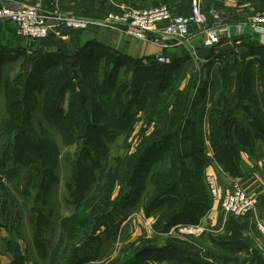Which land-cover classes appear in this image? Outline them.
<instances>
[{"label": "rangeland", "instance_id": "1", "mask_svg": "<svg viewBox=\"0 0 264 264\" xmlns=\"http://www.w3.org/2000/svg\"><path fill=\"white\" fill-rule=\"evenodd\" d=\"M164 3L167 2L160 1L158 4ZM0 20L6 22L7 28L10 29L11 26L7 22L9 20ZM217 21L218 20H216V22ZM215 49L216 48H214V50ZM214 50L212 51L214 52ZM95 52L98 53V51ZM212 54H214V61L212 60L211 70L212 72L216 71L217 75L220 76L223 88L227 90L231 84L230 81L225 78V74L226 72L229 73V71L233 72L236 68H234L233 61L228 62L226 58H223V55L220 54L219 51H215ZM11 55L15 56L14 59L13 57L11 58ZM49 56V58H55L56 63L50 66L51 69H49L50 74L48 77L43 80V82L39 83L41 89L38 87L36 90L31 89L28 91V94L30 95L29 103H25L24 107L23 105L17 104L15 105L14 110H7V105L9 103L4 99L5 96L3 93L0 97V104H2L0 105V130L1 134H3L2 137L7 138L1 153V156L3 155L4 157L3 161L7 162L10 166L18 163L15 159L17 157L16 153H18L19 149H23V147L27 150L26 157H34L35 160H38L37 170L34 172L32 171L34 165L26 166L22 164V174L25 182L24 189L30 186V194H28L30 201L35 200L40 196V199L44 198L49 201L51 208H54V206L58 207V204L61 203L63 214L69 213L72 209H78L77 205L75 208H69L70 206H67L65 201L67 199H73V195H69V182L74 189L76 179L78 181L77 173L80 172V188L79 190H75L76 194L74 196L76 200H83L86 198V202H81L82 204H80L79 209L76 212L79 214L80 220H90L92 219V216L93 220H96L102 210L110 212L113 208L114 213L112 218L114 220L117 219L116 222L110 226L115 233L110 232L112 234L105 238L102 235V231V233H100L101 235L94 243L93 252L98 258L97 261L105 259L103 261L105 264H109V262L113 264H121L124 261H129V259H131L140 249L144 248L147 250L156 246L171 245L176 246L185 253L182 254L173 249H169L170 251H164L162 256L165 258L168 257L172 263L175 260L182 262L181 258L185 255L198 256L203 260L216 263V261L211 258H218L220 257L219 254L224 255L225 253L215 250L211 244L212 242H219L222 240L221 236L211 234V241L205 243V241L199 236L205 232L206 228L204 232L198 235L182 234L178 232L175 229L178 223L168 230L165 229V219L167 214V206L165 205L149 214L146 212L148 202L159 196L158 192L155 191V187L158 186L156 183L158 182L156 181V175L158 174L161 178L170 181L173 180L168 177V174L171 172L173 174L176 173L178 177L176 183L174 182L173 184L176 191L170 193L172 195V198L170 197L168 202L170 205L172 203L174 207L177 205L176 202L180 201L181 203L183 200L187 199L192 200L195 203L201 199L211 203L205 186V174H203L202 171L203 164H200V167L198 164L200 160H204L203 155L197 148V145L200 144V140H202L203 146L205 143L204 124L207 121L206 118L209 119V123L214 120L215 117V111L207 110L208 106L205 100V92L203 91L192 96L189 95L187 98L184 96L185 94L182 95L183 87L180 83L181 79L171 78L166 75L163 76L162 65L157 66L149 63L139 65V62L130 65L127 64L122 72L119 73L117 81L123 82L124 91L128 88L131 90L130 93L125 92V103H127L129 97L136 95L139 96L140 101L133 103L126 113L127 116L133 117L129 120L126 128L120 132L116 138H110L109 136L102 135V133L92 131V129H94L92 127L89 128L91 123L94 125L95 121V123H98L102 122V119H107L106 116L94 118L93 98L95 97H93L89 85L91 80L84 82L85 76L82 71L83 69L89 73L90 76L88 78L91 77L92 79L93 74H95V77L97 76L101 78L103 75V69L98 70V68L105 66L106 63H102V61L99 63H95L94 61L87 64L84 63L82 66L80 65L81 73L77 75L71 74L68 71L64 59L57 58V55L53 53ZM220 58L226 60V63L217 61ZM14 60L15 62H13ZM4 61L8 63L6 64V67L2 66ZM28 61L29 58L25 57L22 52H10L5 48H0V75L5 71L3 74L4 77L0 78V84L2 86L4 84L14 90L16 87V83L14 82L15 78H18L24 68L25 70L30 69V77L36 76L38 72L33 71V69L37 68L38 70L39 66L37 67L35 64L32 65V63H28ZM50 64L52 63L45 64V68ZM28 66L31 67L29 68ZM135 66H139L141 70L138 71V69H135ZM252 66L253 65L250 63L240 71L243 72V74L239 80V84L241 90L243 89L244 91V99L247 101L246 104H249L254 109L252 112H254V115L257 117V119H255L256 124L261 127V129H264V113L259 111L260 107L256 101L257 85L260 91H264V61H260L259 64L255 65L257 67ZM255 68L261 75V78L258 80H256L254 76ZM217 69L219 70L217 71ZM66 71H68L69 76L64 81ZM7 72L8 74L6 75ZM29 81H31V85L35 84L34 80H30V78ZM94 81L95 79L93 77L91 82L93 83ZM62 85H64V89H66L62 94H59L60 86ZM237 85L238 84H235L234 81L235 88ZM159 86L162 90L159 91L158 95L157 88H159ZM141 90L143 91L141 92ZM57 93L59 94V99L57 98V95H55ZM12 98H15L14 92L12 93ZM47 98L50 100L61 99L60 102L64 108L62 111L64 112V116L62 117L64 118V122L59 125L60 128L51 125L45 119V114L41 107ZM145 101L147 104L142 107V102L145 104ZM33 105L37 106L32 108ZM233 105H235V103ZM182 108H186V111H184V114H178V111H181ZM168 111L172 113L171 118L169 119L170 124L174 122V119L178 120L181 117L180 119H182V122L179 127L166 124V115ZM174 111L175 113H173ZM208 111L210 112V116L207 114ZM99 113H102V110H99ZM232 113L233 118H238V116L245 117L244 113ZM135 120H138V122ZM245 120L246 119H244V121ZM193 121H195V123H193L194 127L191 133H189L187 125ZM183 124L185 125L183 126ZM16 128H20V130H17ZM255 129L257 128H255L254 123L251 122L244 127L243 131L239 130V134H236V131L238 130L233 129L231 136L234 140L237 141L238 139V141H240V139L253 137L255 135L253 134ZM18 132H21L20 137L23 140L27 139V137L30 139L31 142H28V144H30L31 147L28 145V148L25 145V141L21 140L18 148V142L14 136L18 134ZM87 135L93 140L91 142L83 143V136ZM154 142H157L158 144L154 145ZM85 146H87L88 150L92 153V157L100 160V164L95 165L90 158V154L88 155L87 152L82 153ZM103 146L106 148V153L99 154L98 151L103 149ZM11 152H14L12 153V159H10V157L9 159H6L5 156ZM144 152L153 153L150 154L148 162L145 164L146 166L140 169L139 167H136V163L139 162L140 157ZM159 152H161L159 157L163 153V158L161 157L158 160L157 154ZM80 154L83 156L84 162V166L81 165V167L77 165L80 160ZM117 164H119V166ZM117 167L119 169H117ZM148 168L150 169L147 171ZM47 170H50L48 176L45 174ZM115 170L119 172L118 176H113ZM136 172L139 174L138 187L134 191V194H132V197H130L127 203H125V200L122 201L120 197L124 190L128 189L125 180ZM144 176L146 178V183H144ZM55 177L58 181H54ZM11 178L8 179V176L5 173L0 174V185L8 194H10V182H13V178ZM45 178L49 185L47 193L44 192L46 191V189H44ZM40 180L42 183H40ZM165 197H168V195L165 194ZM118 200H121V202H118ZM31 204L33 203L31 202ZM195 206L196 204L190 205L189 221L195 222L199 218V209L197 206L195 208ZM135 212L138 214L137 216H142V214L153 215L151 222L144 223V229L145 232L147 228L150 230L152 229L153 234L155 235L154 237L153 235L149 236L150 238H147L148 236L137 238L139 235L133 237L135 230L128 224V222H130L129 220ZM55 215H57L56 212H54V214L52 213V217ZM246 217L247 216L237 219H244ZM51 219L52 218L50 217L44 221L40 219V221H43L45 225H49L48 223ZM142 220L145 221V219ZM200 220L195 223H202ZM203 226L205 227L204 224ZM105 230L104 234L106 236ZM116 234L119 235L117 237L118 240L115 242L114 237ZM261 236L264 238L263 234H261ZM118 241L121 242L119 247L120 253L119 255H116L117 253L115 254V250L118 246ZM252 241L255 243L258 242V244L264 243L261 239L257 238H253ZM65 243L66 242H64V245ZM238 249L242 253L246 251V248L243 246H239ZM260 252H251L250 255L252 256L246 261V263L249 261L250 264H264V255ZM151 253L152 252H148V254ZM206 255L212 257L209 258ZM241 256L239 261L244 259V257ZM257 258H260L259 261ZM43 259L44 257H42V260ZM47 260L49 262V259ZM43 261L45 262V260ZM142 261H144V259ZM220 262L223 264L235 263L230 258H226L224 261L221 260ZM132 264H135V262H132Z\"/></svg>", "mask_w": 264, "mask_h": 264}, {"label": "crops", "instance_id": "2", "mask_svg": "<svg viewBox=\"0 0 264 264\" xmlns=\"http://www.w3.org/2000/svg\"><path fill=\"white\" fill-rule=\"evenodd\" d=\"M160 1H165L170 5L173 15H187L190 13L192 0H0V4L10 8H18L22 5L40 2L44 12L49 15H52V12L56 9L61 13L78 19L102 21L110 11L119 10L122 6L149 7L157 5ZM200 3L202 9L208 13L210 23L220 20L221 24L226 27V31L221 36V43L215 50L204 45L203 35L194 26H192V33L189 37L179 39L162 35L158 32L163 27V23L158 26L156 32H150L149 39L142 40L120 30L103 27L96 23H92L86 28L59 26L52 16L49 17L51 26L49 36L35 41L18 35L14 25L9 21L6 20L11 26L10 29L7 28L6 22L0 20V48H5L10 52H22L25 57L29 58L28 63L39 66L38 70L37 68L33 69V71L37 70L36 72L41 70L42 64L52 63L49 65L52 66L56 63L55 58H49L52 53L57 55V58L64 59L68 71L77 75L81 73L80 65L83 57L93 51L102 53L104 60H106V57L110 60H112L111 58H123L130 63L166 65L170 66V69L166 72L168 77L181 79L182 95L185 94L184 96L188 98L189 95H196L204 91L208 106L207 110L215 111L214 120L217 119L218 123H220L223 116L228 117L224 123L225 130L217 128L214 130V134L215 136L217 135L221 143L224 142L225 150L229 151L228 156L234 166L232 165L233 170L230 171L217 158L211 142L212 129L210 122L208 123L209 119L206 118L207 121L204 124L205 143L202 152L204 160L200 163L203 164V174L211 173L216 176L220 197L227 194L230 191L231 183L237 180L254 198V208L249 216L244 219L233 218L235 222L243 225L242 238L246 251L242 253L237 250L235 253L231 249L220 246L216 241L212 242L211 245L215 250L228 256L234 253L239 257L242 255L241 257H244V259H241L238 264H245L251 258V252L261 251L264 255V243H261V245L252 241L253 238H257L264 242V238L256 227L257 222L264 223V129L255 131L253 132L255 134L253 137L240 139V141L238 139L237 141L234 140L231 132L233 129L246 127L253 120L254 112L252 111L254 109L249 104H246L247 101L244 99V91L243 89L241 90L239 80L243 74L240 71L244 67L250 63L253 65L252 67H257L255 65L259 64L260 61H264V40L256 38L250 27V19L253 15L264 9V0H200ZM155 38L161 39V41L168 43L169 46L165 47L161 43L155 42ZM212 50L214 52L219 51L228 62L233 61L234 68H236L233 72L229 71L230 74L228 72L225 74V78L231 84L227 90L223 88L220 76L217 75L216 71L212 72L211 70L212 60L214 61V54H212L214 52ZM159 56H165L166 62H159L157 59ZM12 57L14 59L15 56L11 55ZM217 61L226 63V60L221 58ZM6 64L8 63L4 61L2 66L6 67ZM31 66L28 67L30 68ZM4 73H1L0 78L4 77ZM22 74V82L27 84L30 78V69L25 70L24 68ZM254 76L256 80L261 78L256 68ZM234 81L235 84H238L236 88ZM1 89L2 85L0 84ZM1 95L2 92H0V97ZM20 100V104L24 107L25 94L23 92L20 93ZM256 101L260 107L259 111L264 112V91H260L258 85L256 88ZM234 103L235 105H233ZM179 111L178 114H184L186 108H182ZM232 112L244 113L245 117L238 116V118H233ZM207 114L210 116L209 111ZM171 115L172 113L168 111L166 124L179 127L182 122L181 117L178 120L174 119V122L170 124ZM244 119L247 121L245 120V122ZM135 121L138 122V120ZM193 123L195 121L187 125L189 133L194 127ZM2 135L0 130V174L5 173L8 179L12 177L13 182H10V194L6 193L0 185V264H49L47 259H49L51 252L60 241L63 221L74 215L79 207L78 209L75 208V202L67 199L65 201L66 205L70 206L69 208L71 209L73 207L75 209L63 214L61 203L58 204V207L54 206V208H51L48 200L45 202H40L37 199L30 201L28 187L24 189L23 165L16 163L10 166L3 161L4 157L3 155L1 156V153L7 138L2 137ZM12 153L14 152L6 155L5 158L9 159L10 157L12 159ZM40 183H42L41 180ZM54 212L57 215L52 217ZM40 214H44L47 219L50 217L53 219L42 230L46 255L40 254V246L35 241L34 227L39 222ZM137 215L136 212L132 214L130 222H128L135 230L133 237L138 235L137 238L146 236L150 238L149 236L152 235L154 237L152 229L147 228L146 232L144 229L145 224L151 222L153 215L142 214L143 217ZM142 219H145V221ZM231 220V217L224 214L219 203H209L208 211L200 220L205 225L206 230L199 237L207 243L211 241V234L216 236L230 234L231 231L228 227ZM104 230L102 235L105 238L115 233L111 228L106 229L105 236ZM118 235L116 234L114 237L115 242L118 240ZM117 245L115 254L119 255L121 242L118 241ZM93 247L94 243L92 244V252ZM85 253L87 251H82L80 255ZM42 257H44L43 260L45 262ZM208 257L211 258L212 256ZM211 259L215 260L217 264H223L220 262L222 259L219 257H212ZM97 260L98 258L79 264H102L105 259ZM146 264H172V262L156 259L148 261ZM246 264H250L249 261Z\"/></svg>", "mask_w": 264, "mask_h": 264}, {"label": "trees", "instance_id": "3", "mask_svg": "<svg viewBox=\"0 0 264 264\" xmlns=\"http://www.w3.org/2000/svg\"><path fill=\"white\" fill-rule=\"evenodd\" d=\"M96 54V55H95ZM94 57V58H92ZM112 60L108 59L106 57V60H104V56L101 53H96V52H91L87 55H85L81 61V66L84 63H90V62H95V63H99L102 61V63H106L105 66L103 67H99L98 70H102L103 69V75L101 78L99 77H95V74L92 75V79L91 77L88 78L90 75L89 73L86 72V70H83V74L85 76L84 78V82L88 81V80H93V77L95 79V81L92 83L90 81V88L92 91V95L93 97V109H94V113L93 116L94 118H97L99 116H106L107 120H103L102 122H98L95 123L94 125H92L93 123H91L89 128H94L92 129V131H96L99 133H102V135L105 136H109L110 138H116L120 132H122L125 128L126 125L128 124L129 120H131L133 117L132 116H127L126 113L128 112V110L131 108V105L135 102H139L140 98L138 95L136 96H131L129 97V100L127 101V103H125V92L130 93L131 90H129V88L127 90H123V82H118L117 81V77L119 75V73L122 72V70L125 68V66L128 64H133L130 63L128 60L123 59V58H111ZM138 63V62H135ZM45 64H42L41 66V70L38 71V74L34 77H30V80H34L35 84L31 85V81H28L27 84H23L22 82V78H23V74L21 72V74L18 76V78H15V83H16V87L15 89H11L8 86H5L3 84L2 89L0 90V92H2L5 96V100L7 101V103H9L7 105V110H14L15 109V105L20 104L21 100H20V93H24L25 94V103H29L30 102V95L28 94L29 90H33V89H38L39 87V83L43 82V80H45L48 75L50 74V70L51 67L50 66H44ZM140 65V63H139ZM155 65V64H153ZM137 67V68H136ZM44 68V70H42ZM135 69H138V71H140L141 69L139 68V66H135ZM163 76L166 75V72L168 69H170V66H166L164 65L163 68ZM37 70H35L36 72ZM97 71V70H96ZM69 76L68 71H66L65 77H64V81L65 79ZM138 76V75H137ZM167 76V75H166ZM66 83V82H64ZM39 89H41L39 87ZM66 89V88H65ZM64 89V85L60 86V91L59 94H62ZM146 89V88H145ZM144 90V89H143ZM141 90V92L143 91ZM162 88L159 86V88H157V94L159 95V91H161ZM14 92L15 94V98H12V93ZM59 94H55L57 95V98L59 96ZM13 99V100H10ZM59 99V98H58ZM50 100V99H46L45 103L43 104V106L41 107L43 113L45 114V119L53 126H57V128L62 124V122H64V118H62L64 116V112H62L64 110L63 106L61 105L60 100ZM12 101V102H9ZM84 102V101H83ZM56 103V104H54ZM130 106H129V105ZM147 102L145 101V104L142 102V107L144 105H146ZM37 106V105H36ZM36 106H32V108H35ZM99 110H102V113H99ZM261 111V110H260ZM262 112V111H261ZM264 113V112H262ZM89 117V116H88ZM253 120L251 121L252 123H254L255 125V131L258 130H263L261 129V127H259L256 124V120L257 117L254 115L252 116ZM109 119V120H108ZM111 119V120H110ZM222 121L220 123H218L217 120H212L210 122V127L212 129V135H211V142L212 145L214 147V150L216 152V156L217 158L230 170H233V164L231 163V159L228 156V152L225 150V146H224V142L221 143L220 140L217 138V135L215 136L214 134V130L215 129H220V130H225V121L228 119L227 116H223ZM113 121V122H111ZM249 122V123H251ZM99 124V125H98ZM222 124V125H221ZM97 127V128H96ZM17 130H20V128H16ZM112 129V130H110ZM236 134H239V130L243 131L244 128H236ZM254 131V132H255ZM28 132V131H26ZM89 132V131H87ZM89 134V133H88ZM15 139H17L18 142V148L20 146V142L25 141V145L28 147V145L31 147L30 144H28V142H31L30 139L27 137V139L23 140L20 136H21V132H18V134L14 135ZM84 138V142L83 143H87V142H91V138L87 136H83ZM45 143V142H44ZM156 144H158L157 142H154ZM200 144L197 145V148L200 152H203V143L202 140L199 141ZM16 144V143H15ZM153 145V146H154ZM29 148V147H28ZM96 149V148H95ZM26 151L25 148L23 147V149H19L17 154V157L15 158L16 161L20 164L23 165H34V169H32V171H36L37 170V161L35 160L34 157H26ZM87 152V154H90V158L92 160V162L95 165L100 164V160L98 158H94L92 157V153L88 150V147L85 146V148L83 149L82 153ZM38 153V152H37ZM98 153H106V148L103 146V149L99 150ZM153 153V152H151ZM151 153H146L144 152L143 155H141L140 160L138 163H136V167L144 168L146 165V162H148V158L150 156ZM161 152H159L157 154L158 160L162 157L163 158V153L161 154V156L159 157ZM25 154V155H24ZM80 160L78 161V166L81 167V165L84 166V162H83V156L80 154L79 155ZM163 161V159H162ZM201 161V160H200ZM200 161H199V167H200ZM36 164V166H35ZM119 166V164H117ZM233 165V166H232ZM117 169H119L117 167ZM150 168L147 169V171ZM33 174V173H32ZM45 174H47V176L50 174V170H47V172H45ZM79 175L80 172L77 173V178L78 181L76 179L75 182V188H72V185L69 182V191L70 194L69 195H73V200L75 202V204L79 207L80 204H82L81 202H86L85 199L83 200H76L74 198L75 196V190H79L80 185H79ZM118 176L119 172L115 170L113 176ZM46 177V176H45ZM158 182H156L158 184V186H156L155 191L158 192L159 196H157V198H153L148 202L147 205V209L146 212L147 214L151 213L152 211H156L157 209L161 208L162 206H167V214H166V227L165 229H170L173 225L177 224V223H185V222H189V223H195L198 222L200 220L201 217H203L206 212L209 209V202L206 200H199L196 203L193 202L192 200H183L181 203L180 201L176 202L177 205H175L173 207V204L171 203V205L168 203L170 200V197L172 198V195L170 193H174V191H176L173 187L174 182L176 183V179L178 177V175L175 173L173 174L172 172L168 174V177H170L173 180H165L164 178H161V176H158V174L156 175ZM155 177V178H156ZM138 178H139V174L136 172L135 174H133L131 177L127 178L125 181L127 182L128 185V189L124 190V192L122 193L121 200L124 201L125 203H127V201L129 200L130 197H132V194H134V191L136 190V188L138 187ZM58 181V179H56V177L54 178V181ZM144 183H146V178L144 176ZM173 187V188H172ZM143 188V187H142ZM30 189V186H28V189ZM44 189H46V191H44L45 193H47V191L49 190V185L46 181L45 178V182H44ZM142 190V189H141ZM123 191V190H122ZM165 194L168 195V197H165ZM42 195V194H41ZM77 196V195H76ZM161 197V198H160ZM165 197V198H164ZM38 201L40 202H45L46 200L40 199V196L37 198ZM121 200H118V202H121ZM191 204H196V206L198 207V220L197 221H189L188 219H190V205ZM115 206V205H114ZM195 206V208H196ZM117 207V206H115ZM114 210V208H113ZM111 210L110 212H106V210H102V212H100V214L97 216L96 220H93V216L92 219L90 220H80V216L79 214L75 213L74 215L66 218L63 221V227H62V235L60 237V241L57 244V246L53 249V251L51 252L50 256H49V264H79V263H83V261L89 262L91 260L97 259L96 255L92 252V244L95 243V241L99 238L100 233L104 230V229H110V226L112 224H114L116 222L117 219H113L112 215L114 213V211ZM45 215L44 214H40L39 216V222L37 224L35 228V241L36 244L38 246H40V254L41 255H46V248H45V242H44V237H43V229L45 227L44 224V220H45ZM234 217H231V223L228 227V229L231 231L230 234H226L224 236H221V239L219 242L220 246H223L231 249V251L235 252L238 249L239 246H243V238H242V229H243V225L238 224L237 222L234 221L233 219ZM40 219H42L43 221H40ZM47 219V218H46ZM92 220V221H91ZM194 220V219H193ZM83 224V225H82ZM104 228V229H103ZM103 229V230H102ZM69 236V238H68ZM64 242L65 245H64ZM63 245H64V249H63ZM244 247V246H243ZM169 249H173L176 252L183 253V251L179 248H177L176 246H156L150 249H140L136 252V254L129 259V261H124L121 264H132V262L135 264H146L148 261H153V260H167L171 261L168 257H163L162 253L164 251H170ZM235 249V250H233ZM44 250V251H43ZM89 250V251H88ZM82 251H87V253L80 255V253ZM42 252V253H41ZM148 252H152L151 254H148ZM232 254V256H228V255H223V254H219V258L222 260H225L226 258H230L231 260H233L235 263L234 264H238L239 263V256L237 254ZM144 257V258H142ZM144 259V261L142 260ZM182 262L180 261H173L172 264H217L211 261H207V260H203L202 258H199L198 256H187L185 255L184 257L181 258ZM257 260L259 261V258H257ZM258 263V262H257ZM109 264H113L111 262H109ZM256 264V263H254Z\"/></svg>", "mask_w": 264, "mask_h": 264}, {"label": "built area", "instance_id": "4", "mask_svg": "<svg viewBox=\"0 0 264 264\" xmlns=\"http://www.w3.org/2000/svg\"><path fill=\"white\" fill-rule=\"evenodd\" d=\"M52 16L59 26L86 28L92 23L103 27H110L120 30L138 39L147 40L150 32H156L158 26L163 24L158 32L162 35L179 39L187 38L192 33L194 26L203 35L204 45L214 49L221 43L222 33L226 27L217 21L209 22L208 14L202 9L200 0H192L190 13L187 15H173L169 4H158L149 7L122 6L119 10L110 11L107 17L102 20H83L54 10L52 15L44 12L40 2L22 5L18 8H10L0 4V19L9 20L15 27L18 35L35 41L49 36L51 26L49 17ZM250 27L256 38L264 40V9L257 12L250 19ZM155 42L163 46L168 43L159 38ZM158 61L166 62L165 56H159ZM205 186L209 194L210 201L218 202L222 211L227 216L242 218L248 216L254 208V198L246 188L237 180L231 183L230 191L224 196L219 195L218 180L214 174H205ZM258 231L264 236V223L257 222ZM175 229L182 234L198 235L204 232L202 223H178Z\"/></svg>", "mask_w": 264, "mask_h": 264}]
</instances>
